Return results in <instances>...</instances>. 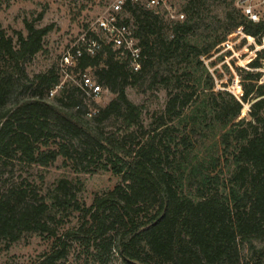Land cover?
Listing matches in <instances>:
<instances>
[{
	"label": "trees",
	"instance_id": "16d2710c",
	"mask_svg": "<svg viewBox=\"0 0 264 264\" xmlns=\"http://www.w3.org/2000/svg\"><path fill=\"white\" fill-rule=\"evenodd\" d=\"M233 3L218 21L224 25L203 34L200 28L212 27L207 0H187L186 18L171 23L145 2L126 0L141 68L117 59L110 45L85 53L78 68L114 94L94 112L95 102L71 82L49 96L62 78L58 61L33 75L27 70L53 24L26 20L28 33L14 35L0 21V255L38 232L52 242L31 264H59L75 249L86 263L117 255L121 264H264V54L251 69L238 67L240 97L215 89L202 57L238 27L250 42H264V18L253 21ZM146 82L167 91L148 126L127 94ZM245 103L249 116L240 117ZM109 120L115 130L106 128ZM210 132L215 142L198 147ZM60 157L64 168L111 170L122 181L87 204L81 180L64 175L45 188V174L40 182L18 175L21 166L46 169ZM75 212L78 223L65 227L64 216Z\"/></svg>",
	"mask_w": 264,
	"mask_h": 264
},
{
	"label": "rangeland",
	"instance_id": "374dc122",
	"mask_svg": "<svg viewBox=\"0 0 264 264\" xmlns=\"http://www.w3.org/2000/svg\"><path fill=\"white\" fill-rule=\"evenodd\" d=\"M112 1L114 0H0V21L8 33L14 35L15 30H21L24 34L28 33L26 20L34 21L37 26L53 24L54 29L45 37L44 50L40 51L27 65L29 74L33 75L49 68L55 62H59L60 54L66 45L78 34H81L83 30H86ZM186 1L168 0L167 2L168 5L175 7L178 11L185 12L186 18V11L184 10ZM231 2H234V6L239 8L237 0H207L205 7L207 19L205 22L211 24L212 27H202L199 29L200 32L205 34V30H214L217 25H224L223 21L221 23H218V21L225 19L227 8ZM159 10L161 13H165V20L168 23L176 21L168 15L167 8H159ZM258 45L261 47L258 48ZM261 50L264 54V42L262 44L256 41L250 42L243 28L238 27L228 35L226 41L217 45L209 56L203 55L205 63L215 77V89L226 88L236 94L237 97H240L243 94V88L238 67L251 69L248 63ZM213 60H217L214 66L210 64ZM261 61L262 67L258 69L262 71L261 81H264V55ZM127 94L131 100L142 106V121L146 126L151 122V115L156 111H160L167 100L166 89L160 85L150 87L149 82L128 87ZM113 97L114 94L106 89L96 100L88 101L95 102V105H92L94 106L92 107L94 112L97 106H105ZM249 108L250 103H245L240 117H248ZM116 126L115 120L107 121L106 128L108 130H115ZM203 137L205 138L197 144L198 147L206 148L207 144L211 145L216 140L213 132ZM20 174L37 182H40L41 175L45 174V188L58 177L64 175L73 180H81L83 187L79 191V197L87 204L92 203L97 192L113 188L122 181V175L113 173L111 170L75 172L64 168L61 157L54 165L46 169L37 166H21L18 175ZM64 217L67 220L65 227L78 223V212L71 214L69 217ZM51 242V238L46 234L26 233L20 240L13 243L10 249L1 253L0 264H31L42 252L50 248ZM245 253L246 255L249 254L247 251ZM59 264H121V259L114 255L106 263L96 261L86 263L80 250L75 249Z\"/></svg>",
	"mask_w": 264,
	"mask_h": 264
},
{
	"label": "built area",
	"instance_id": "2783aa9c",
	"mask_svg": "<svg viewBox=\"0 0 264 264\" xmlns=\"http://www.w3.org/2000/svg\"><path fill=\"white\" fill-rule=\"evenodd\" d=\"M145 2L149 8H167L168 15L174 20L185 18V12L178 11L168 5V0H132ZM126 0L112 1L81 34L70 41L60 54L58 66L61 81L52 88L49 96H54L65 82L78 86L86 99L96 100L107 88L97 81L89 70L78 68L80 58L85 54L95 55L105 45L115 50L117 59L127 62L132 68H141L143 48L139 38L135 35L133 25L124 15ZM237 5L247 18L259 21L264 18V0H237Z\"/></svg>",
	"mask_w": 264,
	"mask_h": 264
}]
</instances>
